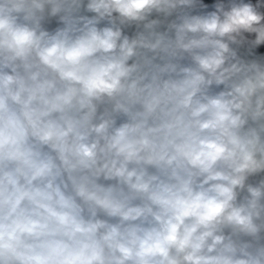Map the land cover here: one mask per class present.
I'll return each mask as SVG.
<instances>
[{"label":"clouds","instance_id":"clouds-1","mask_svg":"<svg viewBox=\"0 0 264 264\" xmlns=\"http://www.w3.org/2000/svg\"><path fill=\"white\" fill-rule=\"evenodd\" d=\"M0 264H264V0H0Z\"/></svg>","mask_w":264,"mask_h":264}]
</instances>
